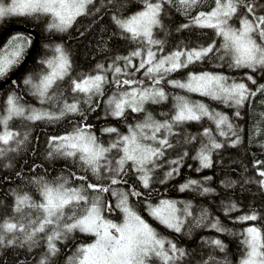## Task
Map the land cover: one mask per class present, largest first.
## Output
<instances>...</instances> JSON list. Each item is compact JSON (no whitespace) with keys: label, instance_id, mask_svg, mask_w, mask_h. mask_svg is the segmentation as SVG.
Wrapping results in <instances>:
<instances>
[{"label":"snow or ice","instance_id":"snow-or-ice-1","mask_svg":"<svg viewBox=\"0 0 264 264\" xmlns=\"http://www.w3.org/2000/svg\"><path fill=\"white\" fill-rule=\"evenodd\" d=\"M94 2L95 0H10V3H5L0 0V19L10 16L37 19L49 17L48 30L65 32L78 17L88 14L89 5ZM174 2L175 0H140L142 7L139 11L123 18L113 16L114 23L125 38L145 45L142 50H134L130 57H117V60H125L126 67H133L135 72L143 70V76L151 83L146 85L143 79L121 80L119 75L114 77L116 91L105 102L107 115L120 118L128 110L134 113L145 112L146 104H159L167 100L168 93L160 86L166 80L174 88L199 93L229 107L239 108L256 95V91L247 84L222 73L190 72L183 81L168 80L167 77L191 64L203 61L209 54L216 55L221 61L227 58L230 67L251 69L254 72L264 71V0H212L208 11H199L192 17V25L212 29L221 38L220 46L217 47L215 40L198 48L177 46L175 50L158 57V52H164L165 41L154 37V29H164L162 14H165V5ZM204 2L205 0H178L186 13ZM257 9H260L259 13ZM234 19L238 26L233 23ZM181 27L187 28L189 25ZM30 44V39L14 36L7 47L0 49V79L19 66L26 46ZM153 46H157L155 51ZM53 52L51 58L41 61L45 71L36 77L37 82L34 83L33 77L29 75L24 83L32 85L33 95L41 104H62L59 112L22 105L18 96L9 95L4 114L0 115V156L8 151H15L10 147L13 141L17 146L23 143L17 139L21 134L9 127L10 122L16 118L34 122L55 121L67 113L83 115L79 99H74L72 103H68L66 99L61 100V82L71 75L72 61L61 45L55 46ZM131 57L140 58L139 64L134 65ZM97 69L99 71L94 75L87 74L71 79V91L85 98L84 102L89 104L90 111L95 110L91 105L93 98L104 96V86L109 83L108 77L102 74L105 71L104 65H97ZM108 71L135 75V72L126 73L120 66H110ZM248 79L256 84L252 76H248ZM257 90L264 92V84L259 85ZM174 100V113L169 119L159 121L151 112H147L143 122L129 126L128 134H121L114 127L103 129L106 133L117 134L108 146L99 143L90 131L92 126L84 123L65 135L51 137L49 156L58 155L78 160L98 180L107 178L110 184L106 186L103 183L88 182L86 186L67 187L68 182L62 179L58 183H49L43 178L35 181L40 199L36 200L28 193H14L12 214L0 221V246L15 245L19 239L18 233L23 234L25 242H30V247L35 246L38 243L35 238L38 234H43L47 251L39 264H50L60 251L57 242L69 239L70 234L79 231L92 235L95 239L90 244L78 246L75 253L67 257V264H181L188 255L185 249L158 233L129 205V196L140 197L142 193L134 188L128 191L112 188V185L127 183L122 179V174H127L128 169L125 166L129 163L138 174L142 186L149 188L153 181L152 173L160 166L157 161L165 156L167 149L173 148L169 136L177 135L174 129L179 125L207 118L214 122L220 136L236 134L227 115L210 109L203 102H192L185 96L177 95ZM235 115L239 116L240 113L237 111ZM202 135L208 137V143L200 148L194 158L199 160L201 167L209 168L212 165L211 150L220 149L223 145L216 142L210 128H205ZM26 137L27 134L25 139ZM195 139V136H189L185 143H191ZM235 143H239L238 138L233 142ZM113 150L116 151L118 159L115 156L109 159V153ZM182 159L183 156L169 163L179 165ZM102 170L103 173L111 175L103 176ZM178 172V167L170 168L165 173V179ZM259 175L264 177V171L259 172ZM76 179L87 181L86 176ZM160 182L163 183L164 180ZM259 183L264 187V179ZM193 188H198L203 193L211 191L195 179L181 185L180 191ZM89 190L95 195L90 197ZM103 193H110L117 198L116 207L124 214L123 223H114L105 218L104 210L111 211L112 205L102 201ZM180 203L181 206L178 207L176 201L161 200L158 205H149L150 215L176 233L184 229L190 217L191 224L196 227H209L217 232L228 231L217 219L208 222L209 214L206 211L201 210L198 217H193L191 203ZM235 207L234 204L231 205L230 210ZM258 218L253 212L238 219L240 222H247L256 221ZM238 235L242 237L240 243L243 246L239 264H264V229L253 224ZM205 243L220 252L226 251V245L220 239L207 240ZM203 264L229 262L226 256L223 261H219L210 255Z\"/></svg>","mask_w":264,"mask_h":264},{"label":"trees","instance_id":"trees-1","mask_svg":"<svg viewBox=\"0 0 264 264\" xmlns=\"http://www.w3.org/2000/svg\"><path fill=\"white\" fill-rule=\"evenodd\" d=\"M211 4L212 0H205L203 4L188 10L187 13L181 8L178 0H175L171 5H165V14H162L165 27L163 30H154V37L165 41L164 52H158V57L175 50L177 46L198 48L207 46L215 40L219 47L221 38L217 37L212 29L192 25V17L199 11H208ZM141 7L140 0H112L111 3L109 0H95L94 4L89 5L88 14L78 17L67 29L68 32L48 30L46 25L48 26L50 23L49 17L39 19L20 16L8 17L0 25V34L13 24L27 26L39 33V44L33 58L16 80L0 92V115L4 114L7 97L12 94L20 98L22 105L59 112L62 104H41L38 98L33 95L32 85L24 83L29 75L33 77V82L37 81L36 77L45 71V66L41 61L51 58L54 55L53 49L57 45L63 46L72 61L71 75L65 77V80L61 82V100L66 99L68 103H72L74 99H79L83 113V115L67 113L55 121L33 122L16 118L10 122V129L21 134L17 139L22 140L23 143L17 146L13 141L10 147L15 151H8L5 155L0 156V221L12 214L11 206L14 193H28L34 199H40L35 181L41 180V178L49 183H58L61 182V179L66 180L67 187L86 186L88 182L103 183L106 186L110 184V180L107 178L98 180L91 170L86 169L78 160L58 155L49 156L51 137L65 135L72 132L77 125L84 123L92 126L90 131L97 137L99 143L108 146L117 134L106 133L103 129L114 127L118 129L119 133L128 134L129 126L143 122L147 112H151L152 116L159 121L169 119L174 113V97L185 96L192 102H203L210 109L227 115L236 134L229 133L228 136H220L214 122L207 118L199 122L179 125L174 129L177 135L169 136L173 148L167 149L165 156L157 161L160 166L153 171V181L149 188L146 189L142 186L131 163L125 166L128 169L127 174H122V179L127 183L112 185V188L123 191L134 188L142 193L140 197L129 196V205L158 233L176 243L178 247L185 249L188 255L181 264H203V261L207 260L210 255L215 256L219 261H223L226 256L229 264H239L243 246L240 243L242 237L238 234L253 224L264 229V187L259 183L264 179L259 175V172L264 171V92L257 90L259 85L264 84V71L256 70L254 72L251 69L230 67L227 58L221 61L216 55L209 54L203 61L172 73L167 79L185 80L190 72L222 73L231 79L247 84L249 88L256 91V95L243 106L235 108L201 96L199 93L174 88L166 80L160 86L168 93L167 100L159 104H146L145 112L134 113L128 110L120 118L107 115L105 102L116 91L114 77L119 75L121 80L143 79L146 85L151 83L143 76V70L135 72L133 67H126L125 60H117V57H130L134 50H142L145 45L125 38V35L114 23L113 16L127 17L139 11ZM257 12L259 13L258 10ZM185 24L189 27H181ZM28 36L31 39V45L25 50L23 59L33 43V37ZM156 47L153 46L154 51ZM131 59L134 65L139 64L140 58L131 57ZM101 64L104 65L105 70L102 74L108 77L109 83L104 86V96L93 98L91 105L95 110L90 111L89 104L84 102L85 98L71 91V79L87 74L94 75L99 71L97 65ZM110 66H120L125 69V72H135V75L116 74L114 71H108ZM17 67L0 79V82ZM248 76H252L256 84H253ZM237 111L240 113L239 116L235 115ZM205 128H210L216 142L223 145L220 149L211 150L212 165L209 168L201 167L199 160L194 158L200 148L208 143V137L202 135ZM224 130L228 131L227 128ZM25 134H27L26 139ZM189 136H195L196 139L191 143H185ZM237 138L239 143L233 144ZM185 152L187 155H184ZM114 156L119 158L115 150L109 153V159ZM181 156L183 159L179 165L169 163L172 160H179ZM173 167L179 168L178 174L165 179V173ZM102 175L107 177L111 174L103 173L102 170ZM79 176H86L87 181L76 179ZM192 179L199 181L203 187H207L211 191L203 193L198 188L180 191V186ZM161 180L164 182L161 183ZM88 195L91 197L95 193L89 190ZM101 199L112 205L111 211L104 210L105 218L123 221L124 214L116 207L117 198L110 193H103ZM161 200L176 201L178 207L181 206L180 202H190L193 217H198L201 210H204L209 214L208 222L217 219L228 231L217 232L209 227H196L191 224L192 217H190L186 221L184 229L180 233H176L150 215L149 205H158ZM233 204L236 207L230 210ZM253 212L259 217L256 221H239V217ZM17 236L19 239L15 245L0 246V264H39L40 259L47 251L43 234L37 235L35 239L38 243L31 247L30 242L24 241L23 234L18 233ZM94 238L92 235L77 231L70 234L69 239L58 241L57 247L60 251L57 256L52 258L50 264H67V257L75 253L78 246L92 243ZM212 239L222 240L226 245V251L220 252L205 243Z\"/></svg>","mask_w":264,"mask_h":264},{"label":"water","instance_id":"water-1","mask_svg":"<svg viewBox=\"0 0 264 264\" xmlns=\"http://www.w3.org/2000/svg\"><path fill=\"white\" fill-rule=\"evenodd\" d=\"M15 31H22L24 33H27L33 37V44L31 46L30 51L26 55V57L23 59V61L19 64V66L4 80L0 82V92L10 83H12L16 78L25 70L31 59L33 58L36 49L39 44V33L32 28H29L27 26L13 24L6 28L1 34H0V47L2 46L3 42L7 38V36Z\"/></svg>","mask_w":264,"mask_h":264},{"label":"rangeland","instance_id":"rangeland-1","mask_svg":"<svg viewBox=\"0 0 264 264\" xmlns=\"http://www.w3.org/2000/svg\"><path fill=\"white\" fill-rule=\"evenodd\" d=\"M5 3H10V0H7V1H5ZM259 12H260V9H257ZM10 17H19V16H10ZM20 17H26V16H20ZM6 18H8V17H6ZM6 18H3V19H0V25L2 24V22L6 19ZM233 23L234 24H236V26H238V22L237 21H235V19L233 20ZM46 28L48 29V26L46 25ZM155 30V29H154ZM29 35V34H28ZM27 35V33H24V32H22V31H15V32H12V33H10L8 36H7V38L5 39V41L3 42V44H2V46L0 47V49H3V48H5V47H7V45H8V42L12 39V37H14V36H22L25 40H29L30 39V37ZM31 40V39H30ZM31 45V44H30ZM29 45H27L26 46V49H27V47H28ZM169 80H171V79H169ZM176 80H178V79H176ZM181 81H183V80H181ZM37 82V81H36ZM36 82H34V83H36ZM108 220H111V221H113L114 223H123V221H115V220H112V219H108ZM124 220V219H123ZM248 227V226H247ZM95 239V238H94ZM94 241V240H93ZM90 244V243H89Z\"/></svg>","mask_w":264,"mask_h":264},{"label":"bare ground","instance_id":"bare-ground-1","mask_svg":"<svg viewBox=\"0 0 264 264\" xmlns=\"http://www.w3.org/2000/svg\"><path fill=\"white\" fill-rule=\"evenodd\" d=\"M68 32V31H67ZM33 44V43H32ZM127 73V72H126Z\"/></svg>","mask_w":264,"mask_h":264}]
</instances>
